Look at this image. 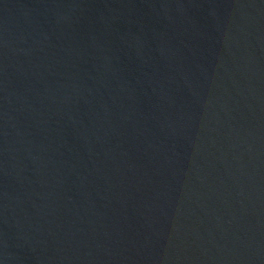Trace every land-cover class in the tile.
Listing matches in <instances>:
<instances>
[{
  "label": "water",
  "instance_id": "1",
  "mask_svg": "<svg viewBox=\"0 0 264 264\" xmlns=\"http://www.w3.org/2000/svg\"><path fill=\"white\" fill-rule=\"evenodd\" d=\"M0 264H264V0H0Z\"/></svg>",
  "mask_w": 264,
  "mask_h": 264
}]
</instances>
